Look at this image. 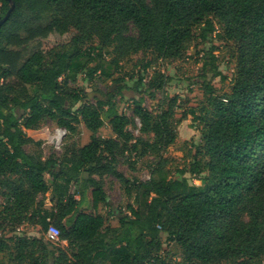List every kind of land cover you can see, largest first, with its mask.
<instances>
[{"label": "trees", "instance_id": "16d2710c", "mask_svg": "<svg viewBox=\"0 0 264 264\" xmlns=\"http://www.w3.org/2000/svg\"><path fill=\"white\" fill-rule=\"evenodd\" d=\"M12 1L15 7L0 28V255L15 264H261L264 0ZM9 9L10 1L0 0V20ZM131 24L137 35L128 33ZM199 30L204 41L216 35L233 43L236 66L231 91L219 94L213 85L223 76L216 48L204 52L197 83L207 105L183 111L182 120L202 125L201 144L181 171L204 175L196 185L185 176L169 177V160L162 154L177 139V97L154 115L144 107V78L134 87L117 78L118 94L126 89L140 93L130 117L118 112L115 92L92 103L70 83L83 71L90 78L98 73L112 77L123 59L139 52L152 50L162 60L182 58ZM53 35L70 39L52 45L48 38ZM164 86V75L154 74L145 93L153 96ZM105 118L111 138L97 135ZM45 119L69 132L83 123L93 133L91 141L70 157L45 158L27 132ZM137 119L138 130L152 139L133 133L130 126L136 127ZM126 150L156 155L148 180L129 181L103 163ZM106 173L122 179L137 204L128 205L130 214L121 212L118 227L104 231L100 209L110 204L96 176ZM50 190L55 204L46 208ZM26 223L40 226L44 235L56 226L66 246L45 236L7 235L8 227ZM163 233L169 245L180 248V260L162 253Z\"/></svg>", "mask_w": 264, "mask_h": 264}, {"label": "rangeland", "instance_id": "374dc122", "mask_svg": "<svg viewBox=\"0 0 264 264\" xmlns=\"http://www.w3.org/2000/svg\"><path fill=\"white\" fill-rule=\"evenodd\" d=\"M217 25V31H220ZM128 33L137 35V28L131 24ZM69 36L53 35L48 38L52 45H59L68 42ZM94 45L98 41L93 42ZM215 47V53L218 56V63L220 70L223 74L222 77H217L213 80V85L217 88L219 94L229 93L232 89V78L235 74L236 66V50L233 43L224 41L217 38L216 35L209 37L204 41L200 36V30L196 32L195 38L189 45L188 50L182 58L174 60H162L158 58L152 50L139 52L123 59L120 63L119 73H114L112 77L106 78L101 76L100 73L90 78L86 71L80 73L75 83H70L72 87L80 93H86V100L96 103L98 99H106L108 92H115L114 102L117 105V110L121 114H126L130 117L134 115V102L133 100L139 98L140 93L134 90H124L123 94H118V85L115 81L117 78H125V83L134 87L139 78H144V85L141 88L143 96H145L144 107L152 112L154 115L167 108V104L172 97L178 98V103L181 108H177L175 112L177 139L175 143L166 148L162 154L163 157L169 161L166 168L170 171L169 177L172 179H180L183 176L187 177L191 184L200 185L201 175L199 177L192 176L190 173L182 175L181 171L189 167L190 162L196 152V146L201 144V123H193L191 119L182 120L184 109L189 106L201 107L207 105V98L201 86L197 83L201 73L202 56L204 52ZM89 45L83 46V49L88 48ZM112 55L107 53V61H110ZM148 66V67H146ZM109 72H113V67L109 66ZM156 74L164 75L165 86L161 90H156L152 95H146L145 89L149 80ZM85 95V94H84ZM106 125L97 133L98 136L104 138H111L114 136L109 119L105 118ZM137 126H130V129L137 137L144 139H152L153 135H144L138 128L140 127L139 120L137 119ZM65 131L63 138L60 141L56 140L58 131ZM29 135L34 138L38 143L32 145L33 148H39L42 155L47 158L55 155L58 158L70 157L72 152H75L87 145L91 141L92 132L83 124L77 125L75 132H69L64 128H60L51 119H45L41 126L36 130H27ZM55 138V139H54ZM31 147H28L30 150ZM106 159L103 161L105 164H110L115 171L128 179L129 181L139 180L146 181L150 178L151 170L156 165L158 158L153 154L140 155L137 152L125 151L116 154L115 160ZM85 174H83L84 176ZM102 180L103 186L108 196L110 207L101 206V213L106 218V227L104 231L113 229L119 226V218L124 212L130 214L128 205L132 204L136 207L134 193L129 195L126 190V184L114 174L106 173L102 177L96 176ZM48 182H51L52 177L46 175ZM76 184L72 183V190H76ZM42 198V197H40ZM46 201V208H50L55 204L52 202V190L44 196ZM4 201L0 196V210L3 209ZM122 212V213H121ZM247 219V218H245ZM7 235L12 236L16 234L27 235L33 237H44L47 241L46 235L41 231L40 226L30 225L29 223L21 225L19 228L6 229ZM164 256L170 261L177 259L180 260V248L176 244H170L167 241V234H162ZM54 245V244H53ZM60 245L66 246L63 241ZM0 264H15L10 261L8 255H0ZM264 264V258L262 263Z\"/></svg>", "mask_w": 264, "mask_h": 264}, {"label": "built area", "instance_id": "2783aa9c", "mask_svg": "<svg viewBox=\"0 0 264 264\" xmlns=\"http://www.w3.org/2000/svg\"><path fill=\"white\" fill-rule=\"evenodd\" d=\"M64 134H65V131H63V132L61 130L58 131L57 132V136H56V140L60 141L63 138ZM46 237H47V240L52 242V243H56V244L57 243H61V241H60V232H59V229L56 226H53V225L50 226Z\"/></svg>", "mask_w": 264, "mask_h": 264}, {"label": "water", "instance_id": "95a60500", "mask_svg": "<svg viewBox=\"0 0 264 264\" xmlns=\"http://www.w3.org/2000/svg\"><path fill=\"white\" fill-rule=\"evenodd\" d=\"M10 1V9L8 10V12L6 13V15L4 16V18H2L0 20V28L3 26V24L9 19L14 7H15V3L12 0Z\"/></svg>", "mask_w": 264, "mask_h": 264}]
</instances>
